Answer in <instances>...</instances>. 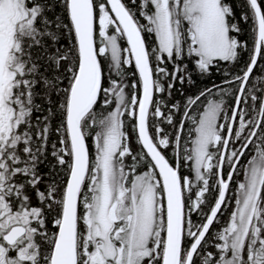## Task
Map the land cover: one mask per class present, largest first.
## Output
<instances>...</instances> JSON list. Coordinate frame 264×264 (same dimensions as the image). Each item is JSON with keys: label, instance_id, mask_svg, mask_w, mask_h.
Listing matches in <instances>:
<instances>
[{"label": "snow or ice", "instance_id": "1", "mask_svg": "<svg viewBox=\"0 0 264 264\" xmlns=\"http://www.w3.org/2000/svg\"><path fill=\"white\" fill-rule=\"evenodd\" d=\"M240 7L0 0V264H264V0Z\"/></svg>", "mask_w": 264, "mask_h": 264}, {"label": "trees", "instance_id": "2", "mask_svg": "<svg viewBox=\"0 0 264 264\" xmlns=\"http://www.w3.org/2000/svg\"><path fill=\"white\" fill-rule=\"evenodd\" d=\"M233 3L236 7V12L237 15L239 16V14L241 13V11H243V9L240 7L242 0H233ZM248 27L245 26V32L242 34V38L247 40L248 39ZM249 43H251V41L249 40ZM223 70V68L221 69V71ZM222 79H224V77L221 74H217V72L215 70H213V75L210 78H198L196 77V84L188 87L187 85H185V95H194L196 93H198L201 89L205 88V87H210L212 83H219ZM177 87H180L179 85H177ZM174 100H180L181 102L184 101V97L181 96L179 94V92H175L174 91ZM229 103H231V101H229ZM98 114L100 113V109H97ZM106 114V113H105ZM53 139H55V136H53ZM91 143V142H89ZM42 172H47L48 168L47 167H42L41 169ZM210 203L212 202V198H209ZM230 212V208L225 210V216L222 218L221 223L223 222V220L227 219V213ZM220 225H216V227H219Z\"/></svg>", "mask_w": 264, "mask_h": 264}, {"label": "rangeland", "instance_id": "3", "mask_svg": "<svg viewBox=\"0 0 264 264\" xmlns=\"http://www.w3.org/2000/svg\"><path fill=\"white\" fill-rule=\"evenodd\" d=\"M229 209V208H228ZM226 210V209H225ZM230 211H231V208H230Z\"/></svg>", "mask_w": 264, "mask_h": 264}]
</instances>
